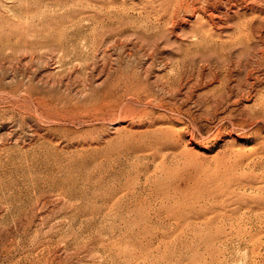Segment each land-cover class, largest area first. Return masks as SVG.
Masks as SVG:
<instances>
[{"label": "rangeland", "instance_id": "1", "mask_svg": "<svg viewBox=\"0 0 264 264\" xmlns=\"http://www.w3.org/2000/svg\"><path fill=\"white\" fill-rule=\"evenodd\" d=\"M0 264H264V0H0Z\"/></svg>", "mask_w": 264, "mask_h": 264}]
</instances>
